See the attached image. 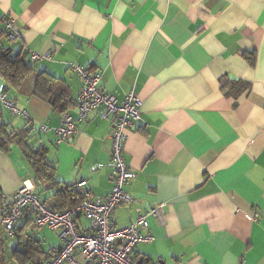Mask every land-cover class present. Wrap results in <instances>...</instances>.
<instances>
[{"label": "crops", "instance_id": "1", "mask_svg": "<svg viewBox=\"0 0 264 264\" xmlns=\"http://www.w3.org/2000/svg\"><path fill=\"white\" fill-rule=\"evenodd\" d=\"M7 16L19 36L2 35L0 50L11 48L30 71L20 85L0 75V90L28 113L0 104V195L34 181L52 208L71 204L35 173L26 143L45 150L60 187L85 180L94 196L110 193L109 119L89 111L60 142L39 128L77 116L73 62L98 71L102 90L118 100L133 91L140 101L124 144L133 173L124 189L133 200L115 207L112 225L128 226L157 205L160 212L147 216L152 240L138 244L133 258L264 264V0H0L1 28ZM30 51H49L50 59L31 61ZM42 70L63 80L66 108L31 93ZM30 217L25 212L17 228L28 230ZM93 228L77 218L80 232ZM29 232L49 257L61 245L47 227ZM16 238L7 236L8 252Z\"/></svg>", "mask_w": 264, "mask_h": 264}, {"label": "built area", "instance_id": "2", "mask_svg": "<svg viewBox=\"0 0 264 264\" xmlns=\"http://www.w3.org/2000/svg\"><path fill=\"white\" fill-rule=\"evenodd\" d=\"M5 35L9 41L19 36V26L12 16L3 20L0 38ZM31 61L50 59V52L30 51ZM69 68L79 77L81 84L73 100L77 116L66 114L60 125L52 127L40 124L41 132H52L55 142L72 137L76 124L85 118L89 111H96L101 118L110 121L108 137L110 140L109 164L112 169V188L106 196H94L87 188L86 181L79 180L71 185L77 191V203L64 210H56L43 202L35 192V182L24 183L11 194L0 195V228L8 236H14L16 224L25 212L33 214L35 228L47 227L55 231L61 245L53 251L46 264H140L133 259L134 248L140 243L152 240L148 232L147 216L159 215L160 207L154 206L144 212L138 211L128 226L116 228L112 225V212L120 204L133 200L125 191V184L133 177L124 155L126 130L140 117V101L130 91L121 100L106 93L101 88V74L76 63ZM0 104L13 115L27 118L28 113L0 90ZM95 167H98L96 165ZM83 216L94 228L92 232H80L77 218ZM147 264H164L159 260Z\"/></svg>", "mask_w": 264, "mask_h": 264}, {"label": "trees", "instance_id": "3", "mask_svg": "<svg viewBox=\"0 0 264 264\" xmlns=\"http://www.w3.org/2000/svg\"><path fill=\"white\" fill-rule=\"evenodd\" d=\"M10 49L11 48H5L0 50V75H2L7 82L13 85H20L28 76L30 66L19 56L12 58L9 52ZM251 58L250 56L249 59ZM243 88L245 87H240V89H242L241 91H243ZM31 93L53 104L56 108L64 109L68 106L69 100H67L65 94L66 86L63 80L52 75L48 71L42 70L36 72L32 79ZM58 98L59 101L57 102ZM56 103L58 105H56ZM2 146L3 141L0 139V148ZM25 146L27 149H23L24 154L31 160L35 173L41 178L51 179L53 184L57 186L56 189H58V193L61 194V197L66 200H72L69 206L77 203L79 195L71 184H64L60 187L59 184L61 183L54 181V167L48 161L45 150H40L42 147L36 148L27 143ZM30 220L31 223L28 230H25V226L21 228H17L16 226V244L10 252L7 251L6 247L8 235L0 228V264H46L47 260L52 256L50 255L49 257L48 252L40 246L39 241L33 238V235L29 232L35 228L31 217ZM9 237L11 236H8V238Z\"/></svg>", "mask_w": 264, "mask_h": 264}, {"label": "rangeland", "instance_id": "4", "mask_svg": "<svg viewBox=\"0 0 264 264\" xmlns=\"http://www.w3.org/2000/svg\"><path fill=\"white\" fill-rule=\"evenodd\" d=\"M49 229V228H48ZM51 230V229H50ZM51 231H53V230H51ZM56 235H57V233L55 232V231H53ZM57 237H58V235H57Z\"/></svg>", "mask_w": 264, "mask_h": 264}]
</instances>
